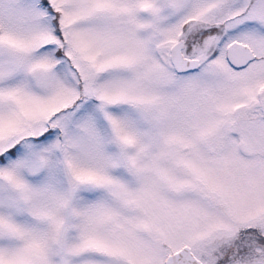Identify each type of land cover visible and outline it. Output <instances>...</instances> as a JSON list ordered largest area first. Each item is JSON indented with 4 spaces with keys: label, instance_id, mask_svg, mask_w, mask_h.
<instances>
[{
    "label": "snow or ice",
    "instance_id": "obj_1",
    "mask_svg": "<svg viewBox=\"0 0 264 264\" xmlns=\"http://www.w3.org/2000/svg\"><path fill=\"white\" fill-rule=\"evenodd\" d=\"M0 264H264V0H0Z\"/></svg>",
    "mask_w": 264,
    "mask_h": 264
}]
</instances>
